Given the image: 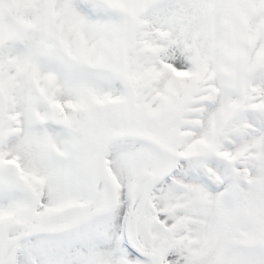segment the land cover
I'll return each instance as SVG.
<instances>
[{
	"label": "snow or ice",
	"instance_id": "1",
	"mask_svg": "<svg viewBox=\"0 0 264 264\" xmlns=\"http://www.w3.org/2000/svg\"><path fill=\"white\" fill-rule=\"evenodd\" d=\"M0 264H264V0H0Z\"/></svg>",
	"mask_w": 264,
	"mask_h": 264
}]
</instances>
